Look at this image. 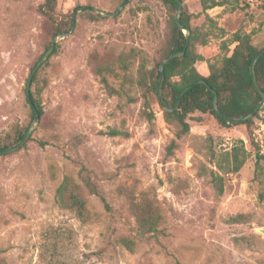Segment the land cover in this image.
Returning <instances> with one entry per match:
<instances>
[{
	"label": "rangeland",
	"instance_id": "374dc122",
	"mask_svg": "<svg viewBox=\"0 0 264 264\" xmlns=\"http://www.w3.org/2000/svg\"><path fill=\"white\" fill-rule=\"evenodd\" d=\"M43 2L0 0V138L12 125L25 128L33 120L24 84L51 38ZM123 2L57 0L56 12L68 19L80 5L113 12ZM181 2L191 26L207 39L195 44L204 57L197 70L205 75L208 63L226 54L222 40L236 30L264 45V0ZM91 11L77 12L71 33L37 70L30 89L42 114L28 140L0 155V264H264V160L259 170L255 163L257 146L264 154V109L251 128L223 126L195 111L187 118L189 131L177 138L158 97L146 96L137 83L142 56L150 64L162 58L175 10L163 0H128L114 16ZM120 55L127 57L126 69ZM92 60L113 67L107 75L112 91L92 72ZM145 106L154 112L151 122ZM111 129L123 133L111 136ZM238 140L248 156L237 172L223 174L217 195L205 174L214 167L211 152ZM65 175L87 177L100 192L82 190L87 221L56 201ZM127 190L159 207L157 231L138 232ZM121 235L133 240L131 248L119 242Z\"/></svg>",
	"mask_w": 264,
	"mask_h": 264
},
{
	"label": "trees",
	"instance_id": "16d2710c",
	"mask_svg": "<svg viewBox=\"0 0 264 264\" xmlns=\"http://www.w3.org/2000/svg\"><path fill=\"white\" fill-rule=\"evenodd\" d=\"M163 1L169 4L173 10H176V0ZM213 4H221V2H214ZM56 6L57 0H44L40 6V11L50 23L52 32L49 43L44 51L50 45L55 33L65 32L71 25V17L64 19L59 16L56 12ZM89 9L90 8L86 10ZM91 12L95 17H99L100 15L94 10ZM179 22L181 25L189 29L190 35L185 52L168 61L164 65L162 94L167 107L160 102L157 92L161 76L159 64L169 54L183 49L186 43L185 34L176 21L175 14L171 17L169 22V38L163 48L162 58L159 62L150 64V62L142 56V62L138 68L137 83L144 89L146 96L147 94H150V92H153L158 97L159 104L163 108L165 120L171 124H176L178 127L176 131L177 138L189 131L187 118L190 113L195 111L213 115L217 122L223 126L245 124L248 128H251L254 123V117L258 115L260 110L264 109V106L255 112L253 117L246 118L240 122L229 120L226 117L245 116L260 102L261 96L255 90L250 72V64L254 56L264 48V45L260 48L256 47L252 43L249 33L236 30L229 38H226L221 42V48L226 54H224L218 61L209 62V72L207 75H203L197 70V64L202 62L204 57L196 50L195 44L197 43V39H200L199 42L201 44H206V36L199 34V32L191 26L185 8L182 9L179 15ZM217 29L222 35L225 34V31L222 28ZM230 45H233L231 50ZM56 49L57 44L52 54L56 52ZM228 52H230V54H228ZM49 58L43 63L44 65L48 63ZM118 61L123 69L127 68V57L120 55ZM90 67L92 72L100 77V80L105 87L112 91L113 88L109 85L107 80V75L113 73V67L111 64H100L95 60H92L90 62ZM37 72L38 71H36L32 77L31 83L35 79ZM255 75L258 85L264 92V54L255 64ZM200 79H204L208 86L216 92L217 110L213 104V93L207 88V86L198 82ZM189 85H192V87L181 95L177 109L169 110L175 105L179 92ZM30 95L40 117L42 110L39 103L33 98L31 89ZM143 113L149 122L153 120L154 112L149 106H145ZM31 115L34 118V112L32 109ZM27 128L28 127L21 128L18 124L12 125L10 131L0 138V150L16 144L24 136ZM107 133L114 136L123 132L111 129ZM175 145V140H172L167 145L166 152L168 155L172 154ZM211 156L214 159V167L210 168L207 172L205 171V174L210 177V182L212 183L216 194L220 195L224 188L223 174L237 172L246 161L248 152L244 147L243 141L238 140L229 150L223 152H215L212 150ZM255 156L256 167L259 170L261 168V160H264V154L259 153L258 146ZM84 189L99 196L100 192L98 188L89 178L83 177L79 181L75 180V178L70 175H65L56 187L55 198L61 207L75 212L80 219L87 221L90 216L86 202L82 196V190ZM124 195L128 203V209L135 219L138 232L140 234H146L157 231L158 226L162 223V214L153 199L142 194V192L137 196L128 190L126 192L124 191ZM100 199L104 202V205L108 207L105 198L100 196ZM238 217L239 216H235L232 219ZM118 239L120 243L130 248L134 244L133 240L128 236L121 235Z\"/></svg>",
	"mask_w": 264,
	"mask_h": 264
},
{
	"label": "water",
	"instance_id": "95a60500",
	"mask_svg": "<svg viewBox=\"0 0 264 264\" xmlns=\"http://www.w3.org/2000/svg\"><path fill=\"white\" fill-rule=\"evenodd\" d=\"M176 1H177V5H176V10H175V18H176V21L178 22L180 28L185 30L184 34H185V38H186V43H185V47L183 49L178 50V51H175V52L169 54L159 64V70L161 72V76H160V80H159V83H158L157 92H158V97H159L160 102L165 107H167V104L164 101L163 94H162V83H163V80H164V65L168 61L172 60L175 57H178V56L182 55L185 52V49H186V47L188 45V41H189V35H190L189 29L187 27L181 25L180 22H179V15H180V11H181V4H182V2H181V0H176ZM127 2H128V0H124V2L115 11H113V12H110V11L103 12V11L97 9V8H94V7H91V6H87V5H80V6L75 7L72 10V12H71V25H70V28L67 31H65V32H59V33H55L53 35L52 41H51L50 45L44 51V53L42 54V56L40 57V59L34 64V66L29 71V74L27 76L26 82L24 84L25 97H26V100H27L29 106L31 107L32 111L34 112V118H33L32 122H31V124L29 125V127L27 128L24 136L16 144H14V145H12L10 147H7L5 149L0 150V155L7 154V153H11V152H14V151L18 150L28 140V138H29L32 130L34 129L36 123L39 121V114H38V112L36 110L35 105L32 102L31 95H30V85H31L32 77L34 76V74L36 73V71L43 65V63L52 55V53H53V51L55 49V46H56L58 40L66 37L67 35H69L71 33V31L73 30V28L75 26L77 12L82 11L84 9L90 8V9H93L94 11H96L101 16H105V17L114 16V15H116L125 6V4ZM263 54H264V48H262V50H260L254 56V58L252 59L251 64H250V72H251V75H252V80H253V84H254L255 90L261 96L260 102L247 115L242 116V117H226L227 119L232 120V121H235V122L243 121L246 118L253 117L254 114H255V112H257L264 105V92L261 90L260 86L258 85L257 80H256V75H255V64H256L257 60ZM198 82L201 83V84H204L205 86H207V88L213 93V95H214L213 104H214L215 109L217 110L216 92L214 91V89L210 88L208 86L207 82L204 79H200V80H198ZM191 87H192V85H189V86L183 88L179 92V94L177 95V99H176L175 105L172 108H170L169 110H175V109H177L181 95L183 93H185L186 91H188Z\"/></svg>",
	"mask_w": 264,
	"mask_h": 264
},
{
	"label": "crops",
	"instance_id": "0c3cea01",
	"mask_svg": "<svg viewBox=\"0 0 264 264\" xmlns=\"http://www.w3.org/2000/svg\"><path fill=\"white\" fill-rule=\"evenodd\" d=\"M199 71H200V73H202L203 75H205V72H204V70H202L201 67L199 68Z\"/></svg>",
	"mask_w": 264,
	"mask_h": 264
}]
</instances>
